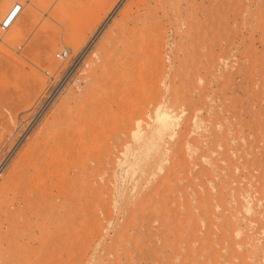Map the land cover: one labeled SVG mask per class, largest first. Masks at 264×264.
Masks as SVG:
<instances>
[{"label": "rangeland", "instance_id": "374dc122", "mask_svg": "<svg viewBox=\"0 0 264 264\" xmlns=\"http://www.w3.org/2000/svg\"><path fill=\"white\" fill-rule=\"evenodd\" d=\"M101 1L0 0V264H264V0Z\"/></svg>", "mask_w": 264, "mask_h": 264}, {"label": "bare ground", "instance_id": "6f19581e", "mask_svg": "<svg viewBox=\"0 0 264 264\" xmlns=\"http://www.w3.org/2000/svg\"><path fill=\"white\" fill-rule=\"evenodd\" d=\"M4 1H6V0H4ZM100 1H101V0H100ZM137 1H138V0H137ZM139 1H140L141 4H142V2H143L144 0H143V1H142V0H139ZM145 1H147V0H145ZM145 1H144V2H145ZM155 1L158 2V3H156V4H159L162 8H163V6H166V5H167V4H166V1H164V0H154V2H155ZM163 1H164V2H163ZM20 2H21V0H20ZM34 2H35V1H34ZM91 2H92V1H91ZM98 2H99V1H98ZM101 2H102V1H101ZM150 2H151V1H150ZM22 3H23V2H21V4H22ZM35 3L37 4V2H35ZM38 3H39V2H38ZM41 3H42V2H41ZM86 3H87V2H86ZM152 3H153V2H152ZM90 4H91V3H90ZM98 4H99V3H98ZM141 4H140V5H141ZM29 5H30V4H29ZM32 5H33V3H32ZM81 5H82V4H81ZM95 5H96V3H95ZM135 5H136V4H135ZM168 5H169V3H168ZM170 5H171V3H170ZM14 6H15V5H14ZM36 6H37V5H36ZM83 6H84V5H83ZM143 6H144V5H143ZM171 6H172V5H171ZM15 7H16V6H15ZM15 7H14V8H15ZM41 7H42V6H41ZM129 7H130V6H129ZM131 7H133V6L131 5ZM131 7H130V10H131ZM135 7H138V6H135ZM139 7H140V6H139ZM146 7H147V6H146ZM14 8H13V9H14ZM34 8H35V7H34ZM79 8H80V7H79ZM79 8H78V9H79ZM84 8H85V7H84ZM158 8H159V7H158ZM158 8H157V9H158ZM170 8H171V7H170ZM13 9H11V10H13ZM32 9H33V8H32ZM82 9H83V8H82ZM128 9H129V8H128ZM128 9H127V10H128ZM159 9H160V8H159ZM33 10H34V9H33ZM44 10H45V9H44ZM85 10H86V9H85ZM98 10H99V9H98ZM146 10H147V9H146ZM162 10H165V9H162ZM176 10H177V9H176ZM34 11H35V10H34ZM89 11H90V10H89ZM92 11H93V10H92ZM95 11H96V10H95ZM131 11H137V9H136V10H133V9H132ZM154 11H155V10H154ZM159 11H160V10H159ZM180 11H181V10H180ZM2 12H3V11H2ZM21 12H22V11H21ZM30 12H31V11H30ZM81 12H82V11H81ZM149 12H150V11H149ZM161 12H162V11H161ZM178 12H179V11H178ZM14 13H15V12H14ZM32 13H33V12H32ZM131 13H132V12H131ZM136 13H137V12H136ZM158 13H159V12H158ZM85 14H86V13H85ZM92 14L94 15V13H92ZM95 14H97V13H95ZM133 14H134V12H133ZM137 14H138V13H137ZM137 14H136V15H137ZM140 14H141V13H140ZM140 14H139V15H140ZM154 14H155V13H154ZM166 14L169 15L167 12H166ZM82 15H83V13H82ZM93 15H92V16H93ZM128 15H129V14H128ZM131 15H132V14H131ZM139 15H138V16H139ZM167 15H166V16H167ZM76 16H77V15H76ZM84 16H85V15H84ZM90 16H91V15H90ZM141 16H142V15H141ZM141 16H140V18H141ZM77 17H78V16H77ZM127 17H128V16H127ZM134 17H135V16H134ZM131 18H132V16H131ZM142 18H143V17H142ZM73 19H74V18H73ZM83 19H84V18H83ZM152 19H153V18H152ZM91 20H92V19H91ZM91 20H90V22H91ZM122 20H123V19H122ZM141 20H142V19H141ZM150 20H151V19H150ZM154 20H155V18H154ZM73 21H74V20H73ZM81 21H82V20H81ZM84 21H85V19H84ZM127 21H129V20H127ZM127 21H126V23H127ZM131 21H134V19L131 20ZM136 21H137V20H136ZM139 21H140V20H139ZM82 22H83V21H82ZM150 22H151V21H150ZM88 23H89V22H88ZM122 23H123V22H122ZM126 23H125V24H126ZM139 23H141V22H139ZM151 23H152V22H151ZM154 23H155V22H154ZM74 24H75V23H74ZM83 24H84V23H83ZM123 24H124V23H123ZM128 24H129V23H128ZM135 24H137V23H135ZM142 24H144V23H142ZM146 24H148V23H146ZM149 24H150V23H149ZM129 25H130V24H129ZM129 25H128L127 27H129ZM118 26H119V25H118ZM125 26H126V25H125ZM125 26H124V27H125ZM131 26H132V25H131ZM134 26H135V25H134ZM134 26H133V27H134ZM148 26H149V25H148ZM72 27H73V26H72ZM136 27H137V25H136ZM138 27L140 28V26H138ZM75 28H76V27H75ZM119 28H121V27H119ZM125 28H126V27H125ZM148 28H149V27H148ZM148 28H146V29H148ZM117 29H118V28H117ZM127 29H128V28H127ZM131 29H132V28H131ZM137 29H138V28H137ZM142 29H143V28H142ZM119 30H121V29H119ZM125 30H126V29H125ZM125 30H124V31H125ZM132 30H133V29H132ZM117 31H118V30H117ZM117 31H116V34H119ZM135 31H136V30H135ZM138 31H140V30H138ZM138 31H137V32H138ZM147 31H148V30H147ZM121 33H123V32L120 31V34H121ZM127 33H128V32H127ZM129 33H130V29H129ZM138 33H139V32H138ZM138 33H137V34H138ZM146 33H147V32H146ZM131 34H132V32H131ZM149 34H151V33H149ZM124 35H125V37H126V34H124ZM124 35H123V36H124ZM134 35H135V34H134ZM142 35H143V34H142ZM147 35H148V34H147ZM131 36H132V35H130V37H131ZM138 36H139V35H138ZM84 37H85V36H84ZM115 37H116V36H115ZM135 37H137V35H136ZM147 37H149V36H147ZM150 37H152V36H150ZM78 38H79V37H78ZM122 38H123V37H122ZM126 38H128V35H127ZM137 38H138V37H137ZM111 39H113V37H111ZM133 39H134V38H132V40H133ZM135 39H136V38H135ZM114 40H115V39H114ZM117 40H118V39H117ZM125 40L127 41L128 39H125ZM132 40H130V42H131ZM138 40L141 41V43L144 42V41L142 40V38H138ZM60 41H61V40H60ZM119 41H120V40H118V42H119ZM134 41H135V40H134ZM134 41H133V42H134ZM139 41H138V42H139ZM142 41H143V42H142ZM111 42H112V41H111ZM115 42L117 43V41H114V43H112L114 46H115V44H116ZM121 42H122V41H121ZM121 42H119V43H121ZM128 42H129V41H128ZM128 42H127V43H128ZM79 43H80V42H79ZM125 43H126V42L124 41V44H125ZM131 43H132V42H131ZM72 44H73V43H72ZM144 44H145V43H144ZM147 44H148V43H147ZM56 45H57V44H56ZM76 45H78V44L76 43ZM117 45H119V44H117ZM134 45H135V44H134ZM137 45H138V44H137ZM137 45H135V46H137ZM114 46H113V47H114ZM120 46H121V45H120ZM120 46H118V47H120ZM122 46H123V45H122ZM122 46H121V47H122ZM135 46L133 47V45H132V48H135ZM140 46L142 47V44H141ZM140 46H139V48H140ZM59 47H60V46H59ZM74 47H75V46H74ZM113 47H112V48H113ZM124 47H126V46H124ZM128 47H129V46H127V48H128ZM130 47H131V46H130ZM139 48L137 47V50L140 51L141 48H140V49H139ZM146 48H147V47H146ZM74 49H75V48H74ZM59 50H60V49H59ZM115 50H116V49H114V51H113L114 53H113V54H116ZM131 50H132V49H131ZM133 50H135V49H133ZM137 50H136V53H138ZM107 51H109L108 54H110L111 49H110V50H107ZM116 51L118 52V50H116ZM122 51H123V50H122ZM144 51H146V50L144 49ZM131 52H132V51H131ZM131 52H130V54H131ZM133 52H134V51H133ZM133 52H132V53H133ZM142 52H143V50H142ZM124 53H126V52H124ZM124 53H121V54H123V56H124ZM130 54H129V55H130ZM140 54H141V53H140ZM104 55H105V54H104ZM116 55H117V54H116ZM126 55H127V54H126ZM126 55H125V56H126ZM136 55H137V54H136ZM138 55H139V54H138ZM138 55H137V56H138ZM108 56H110V55H108ZM120 56H121V57H120ZM137 56H136V57H137ZM110 57H115V56H110ZM117 57L124 58V57H122V55H119V56H117ZM129 57H130V56H128V58H129ZM141 57H142V56H141ZM104 58H107V56H104ZM125 58H127V57H125ZM138 58H140V57H138ZM109 59H110V58H109ZM109 59L107 58V60H109ZM111 59H112V58H111ZM118 59H119V58H118ZM133 59H134V58H133ZM103 60H104V59H103ZM115 60H116V59H115ZM115 60H114V61H115ZM135 60H136V59H134V61H135ZM137 60H138V59H137ZM112 61H113V60H112ZM116 61H118L117 63H118V65H119V64H120V63H119V60H116ZM116 61H115V62H116ZM125 61H127V60H125ZM115 62H113V63H115ZM136 62H137V61H136ZM138 62H139V60H138ZM105 63H106V61H105ZM109 63H110V62H109ZM122 63H124V62H122ZM134 63H135V62H134ZM130 64H131V63H130ZM101 65H102V63H101ZM107 65H108V63H107ZM120 65H121V64H120ZM105 66H106V65H105ZM122 66H124V65H122ZM128 66H130V65H128ZM100 67H101V66H100ZM119 67H120V66H119ZM102 68H104V66L101 67V68H99V69L101 70ZM109 68H111V67L109 66ZM112 68H113V67H112ZM121 68H123V67H121ZM129 68H130V67H129ZM99 69H97V70H99ZM104 69H105V68H104ZM104 69H103V70H104ZM106 69H107V66H106ZM113 69H114V70H117L116 68H113ZM123 69H124V68H123ZM126 69H127V68H126ZM127 70H129V69H127ZM111 71H113V70H111ZM118 71H119V69H118ZM120 71L122 72L121 69H120ZM100 72H101V71H100ZM104 72H105V71H103V73H104ZM107 72H108V71H107ZM107 72H106V73H107ZM113 72L115 73V72H117V71H113ZM129 72H130V71H129ZM110 73H112V72H110ZM114 73H112V74L115 75ZM117 73H119V72H117ZM126 74H128V73H126ZM95 75H96V74H95ZM95 75H94V76H95ZM101 75H103V74H101ZM120 75H121L120 77H121V79H122V78H123V77H122L123 73H122V74L120 73ZM128 75H129V74H128ZM130 75H132V74H130ZM118 76H119V74L116 75V77H113V76H112V78L115 79V78H117ZM124 76H127V75H124ZM100 77H101V76H100ZM100 77H99V78H100ZM120 77H119V78H120ZM96 78H97V77H96ZM103 78H104V76L102 77V79H103ZM124 78H125V77H124ZM127 78H130V77L128 76ZM105 79H106V77H105ZM107 79H108V78H107ZM112 80H113V79H112ZM122 80H123V79H122ZM102 81H103V80H102ZM113 81L115 82V80H113ZM116 81H117V80H116ZM120 81H121V80H120ZM108 82H109V80H108ZM124 82H125V80H124ZM124 82L122 81V84H123ZM98 83H100V82H98ZM111 83H112V82H111ZM115 83H116V85H118L117 82H115ZM100 84H101V83H100ZM122 84H121V86H122ZM108 85H110V83H108ZM111 85H112V84H111ZM123 85H124V84H123ZM97 87H98V86H97ZM110 87H112V86H110ZM115 87H116V86H115ZM115 87H114V89H115ZM94 88H95V87H94ZM106 88H107V87H106ZM106 88H105V89H106ZM108 88H109V86H108ZM92 89H93V88H92ZM101 89H102V88L100 87V91H102ZM110 89H111V88H110ZM90 90H91V89H90ZM98 90H99V89H97V91H98ZM93 91L96 92V90H94V89H93ZM108 91H109V89H108ZM115 91H116V90H115ZM95 92H94V93H93V92H90V93H92V94H97V93H95ZM109 92H110V91H109ZM84 93H85V92H84ZM88 93H89V92H88ZM111 93H112V92H111ZM92 94H91V95H92ZM107 94H108V93H107ZM152 95H153V94H151V97H152ZM154 95H155V94H154ZM88 96H89V95H88ZM94 96H96V95H93V97H94ZM89 97H90V96H89ZM97 97H98V95H97ZM151 97H150V98H151ZM155 97H156V96H155ZM155 97H154V98H155ZM87 98H88V97H87ZM154 98H152V99H154ZM97 99H98V98H97ZM97 99H94V100H97ZM152 99H151V100H152ZM87 100H88V99H87ZM89 100H91V98H90ZM148 100H149V98H148ZM151 100H150V101H151ZM97 101H99V100H97ZM100 101H101V99H100ZM102 101H103V98H102ZM152 101H153V100H152ZM152 101H151V102H152ZM159 101H160V100H159ZM87 102H88V101H87ZM104 102H105V101H103L102 103H104ZM156 102H157V101H156ZM99 103H100V102H99ZM99 103H98V104H99ZM102 103H100V104H102ZM105 103H106V102H105ZM152 103H153V102H152ZM98 104L95 103V105H98ZM154 104H155V103H154ZM79 105H80V104H79ZM84 105H85V104H84ZM93 106H94V104H93ZM81 107H82V106H81ZM98 107H99V105H98ZM145 107H146V106H145ZM89 108H90V107H89ZM99 108H100V107H99ZM83 109H84V108H83ZM89 110H90V109H89ZM99 110H100V109H99ZM78 111H79V109H78ZM85 111H86V110H85ZM87 111H88V110H87ZM92 111H93V110H92ZM140 111H141V110H140ZM143 111H145V110H143ZM90 112H91V111H90ZM94 112H95V110H94ZM152 112H153V111H152ZM87 113H88V112H87ZM91 113H92V112H91ZM91 113H90V114H91ZM137 113L139 114L138 116H140V113H139V112H137ZM83 114H84V113H83ZM92 114H95V113H92ZM134 114H135V113H134ZM134 114H133V115H134ZM80 115H81V114H80ZM96 115H97V114H96ZM96 115H92V116H96ZM84 116H85V115H84ZM84 116H83V117H84ZM90 116H91V115H90ZM100 116H101V115H100ZM134 116H135V115H134ZM141 116H142V114H141ZM97 117H98V116H97ZM129 117H130V116H129ZM86 118H87V117H86ZM90 118H91V117H90ZM134 118L136 119L137 117H134ZM131 119H132V118H131ZM131 119L129 120V123H127V124L131 125L130 123L133 122V120L131 121ZM142 119H143V118H142ZM72 120H73V119H72ZM74 120H78V119H74ZM88 120H89V119H88ZM91 120H92V119H91ZM126 120H127V118H126ZM80 121H81V120H80ZM82 121H83V120H82ZM89 121H90V120H89ZM130 121H131V122H130ZM157 121H158V123H159V127H160L162 130H168V129L171 127L172 123H173V121H172V115H171V113H170L169 111H164V112L158 114V116H157ZM71 122H72V121H71ZM93 122H94V121H93ZM58 123H59V122H58ZM77 123H78V122H77ZM77 123H76V124H77ZM79 123H81V122H79ZM82 123H83V122H82ZM95 124H96V123H95ZM132 124H133V123H132ZM70 125H71V124H70ZM77 125H78V124H77ZM84 125H85V124H84ZM90 125H91V124H90ZM96 125H97V124H96ZM133 125H134V124H133ZM133 125H132V126H133ZM57 126H58V125H57ZM66 126H67V125H66ZM66 126H65V127H66ZM72 126H73V125H71V127H72ZM80 126H81V125H80ZM88 126H89V125H88ZM77 128H78V127H77ZM81 128H82V127H81ZM72 129H73V128H72ZM100 129H101V128H100ZM98 130H99V128H98ZM78 132H80V131L78 130ZM96 132H98V131L96 130ZM96 132H95V133H96ZM99 132H101V131H99ZM99 132H98V133H99ZM70 133H72V132H70ZM73 133H76V130H75V132H73ZM80 134H81V133H80ZM91 135H92V134H91ZM82 136H83V135H82ZM64 137H65V136H64ZM73 137H74V136H73ZM79 137H80V135H79ZM83 137H84V136H83ZM86 138H87V137H86ZM86 138H85V139H86ZM65 140H66V139H65ZM70 140H71V139H70ZM63 141H64V140H63ZM52 142H53V141H52ZM83 143H84V142H83ZM55 144H56V143H55ZM73 144H74V143H73ZM57 145H58V144H57ZM77 145H78V144H77ZM63 146H65V145H63ZM57 147H58V146H57ZM57 147H56V149H57ZM82 147H84V146H82ZM76 149H77V148H76ZM73 150H74V149H73ZM56 152H57V151H56ZM66 152H67V151H66ZM79 152H80V151H79ZM56 154H57V153H56ZM56 154H55V156H56ZM47 156H48V154H47ZM53 156H54V154H53ZM55 156H54V157H55ZM57 156H58V154H57ZM57 156H56V157H57ZM76 156H78V154H76ZM49 157H50V156H49ZM56 157H55V158H56ZM58 157H59V156H58ZM52 158H53V157H52ZM81 158H82V157H81ZM50 159H51V158H50ZM58 159H59V158H58ZM91 159H92V158H91ZM91 159H90V160H91ZM83 160H84V159H83ZM85 160H86V159H85ZM93 160H94V158H93ZM96 160H97V159H96ZM51 161H52V160H51ZM88 161H89V159H88ZM45 162H46V161H45ZM64 162H65V161H64ZM96 162H97V161H96ZM52 163H53V162H52ZM79 163H80V162H79ZM43 164H44V163H43ZM48 164H50V161H49ZM64 164H65V163H64ZM85 164H87V163H85ZM96 164H97V163H96ZM40 165H41V164H40ZM50 165H52V164H50ZM57 165H59V164H57ZM76 165H77V164H76ZM88 165H89V164H88ZM48 166H49V165H48ZM39 167H40V166H39ZM51 167H52V166H50V168H51ZM36 168H37V167H36ZM56 169H57V168H55V170H56ZM62 169H63V167H62ZM65 170H66V169H65ZM67 170H68V169H67ZM59 171H60V170H59ZM61 171H63V170H61ZM78 171H79V170H78ZM78 171H77V173H78ZM87 171H88V170H87ZM39 172H41V171H39ZM49 172H51V170H50ZM79 172H82L81 169H80ZM85 172H86V171H85ZM47 173H48V172H47ZM58 173H59V172H58ZM60 173H61V172H60ZM77 173H74V175L77 174ZM88 173H89V172H88ZM61 174H63V173H61ZM65 174H66V173H65ZM67 174H68V173H67ZM78 174H79V173H78ZM80 174H81V173H80ZM89 174H90V173H89ZM89 174H88V175H89ZM35 175H36V174H35ZM49 175H50V173H49ZM52 175H53V174H52ZM58 175H59V174H58ZM33 176H34V175H32V179H33ZM50 176H51V175H50ZM76 176L78 177V175H76ZM68 177H70V176H68ZM68 177H67V179H68ZM74 177H75V176H74ZM74 177H72V175H71V178H74ZM77 177H76V178H77ZM88 177H89V176H88ZM35 178L37 179L38 176L35 177ZM35 178H34V179H35ZM55 178H56V177H55ZM60 178H61V177H60ZM60 178H59V179H60ZM79 178H80V176H79ZM34 179H33V180H34ZM36 179H35V180H36ZM40 179H41V178H40ZM48 179H49V178H48ZM51 179H52V178H51ZM77 179H78V178H77ZM37 180H38V179H37ZM49 180H50V179H49ZM60 180H63V182H64V178H63V179H60ZM60 180L58 181V180L56 179V182H57V181H58V182H62V181H60ZM72 181H73V180H72ZM84 181H85V180H84ZM29 182H30V181H29ZM35 182H36V181H35ZM45 182H46V181H45ZM52 182H53V181H52ZM33 183H34V182H33ZM36 183H38V181H37ZM67 183H68V182H67ZM75 183H76V182H75ZM78 183H82V182L79 180ZM78 183H77V184H78ZM85 183H86V182H85ZM39 184H40V181H39ZM45 184H46V183H45ZM45 184H43V185H45ZM62 184H63V183H62ZM69 184H70V183H69ZM34 185H35V183H34ZM37 185H38V184H37ZM53 185H54V184H53ZM58 185H59V184H58ZM58 185H57V186H58ZM86 185H87V184H86ZM32 186H33V185H32ZM35 186H36V185H35ZM35 186H34V187H35ZM47 186H48V185H47ZM49 186H50V185H49ZM76 186H78V185H76ZM27 187H28V186H27ZM54 187H55V186H54ZM59 187H60V185H59ZM59 187H58V188H59ZM69 187H70V186H69ZM79 187H81V186L79 185ZM101 187H102V186H101ZM28 188H29V187H28ZM36 188H37V187H36ZM60 188H61V187H60ZM82 188H83V187H82ZM33 189H34V188H33ZM48 189H49V188H48ZM67 189H68V186H67ZM75 189H76V188H75ZM64 190H65V189H64ZM83 190H85V189L83 188ZM83 190H82V191H83ZM86 190H89V187L86 188ZM93 190H94V189H93ZM93 190H92V191H93ZM95 190H96V189H95ZM95 190H94V191H95ZM28 191H29V190H28ZM30 191H31V189H30ZM32 191H33V190H32ZM36 191H37V190H36ZM36 191H33V192H36ZM67 191H68V190H67ZM90 191H91V189H90ZM25 192H26V191H25ZM62 192H63V191H62ZM62 192H61V193H62ZM64 192H66V191H64ZM70 192H71V189H70ZM72 192H73V190H72ZM83 192H84V191H83ZM86 192H87V191H85V194H86ZM96 192H97V191H95V193H96ZM99 192H100V191H99ZM38 193H39V191H38ZM45 193H46V192H45ZM47 193H48V192H47ZM56 193H57V192H56ZM74 193H76V192H74ZM87 193H88V192H87ZM6 194H7V195L9 194V193H8V187H7V185H4V186L0 187V243L3 244V242H6V244H7L8 247H9V246L11 245V242H12V236H13V232H14V229H15V226H16V225H15V220H14V207H13L14 204L11 203V204L8 205L7 207L3 206V204H2V201L4 200ZM42 194H43V193H42ZM66 194H67V192H66ZM77 194H78V193H76V195H77ZM83 194H84V193H83ZM26 195H27V193H26ZM35 195H36V194H35ZM45 195H46V194H45ZM59 195H60V194H59ZM69 195H71V193H69L68 196H69ZM87 195H88V194H87ZM90 195H91V194H90ZM90 195H89V196H90ZM27 196H29V195H27ZM39 196H40V195H39ZM46 196H47V195H46ZM52 196H53V195H52ZM83 196H84V195H83ZM93 196H95V195H93ZM6 197H7V196H6ZM36 197H37V196H36ZM54 197H55V196H54ZM63 197H64V196H63ZM65 197H67V196L65 195ZM76 197H78V196H76ZM68 198H70V196H69ZM68 198H67V199H68ZM73 198H74V197H73ZM17 199H18V198H17ZM19 199H20V198H19ZM43 199H44V198H43ZM61 199H63V198H61ZM61 199H60V200H61ZM80 199H81V197H80ZM91 199H93V197H91ZM60 200H59V201H60ZM81 200H84V199H81ZM87 200H88V199H87ZM77 201H79V198L77 199ZM85 201H86V199H85ZM89 201H91V200H88V202H89ZM32 202H33V201H32ZM64 202H65V201H64ZM75 202H76V201H75ZM17 203H18V202H17ZM22 203H23V202H22ZM26 203H27V202H26ZM47 203H48V201H47ZM60 203H61V202H60ZM67 203H68V202H67ZM67 203H66V204H67ZM80 203H81V201H80ZM82 203H84V202H82ZM33 204H34V203H33ZM43 204H44V203H43ZM66 204H65V205H66ZM73 204H74V203H73ZM76 204H77V202H76ZM76 204H75V207H77ZM78 204H79V203H78ZM87 204H89V203H87ZM27 205H28V203H27ZM51 205H52V204H51ZM91 205H92V204H91ZM66 206H68V204H67ZM73 206H74V205H73ZM78 206H79V205H78ZM81 206H82V205H81ZM17 207H20V206L17 205ZM38 207H39V206H38ZM42 207H43V206H42ZM58 207H60V206H58ZM61 207H62V206H61ZM69 207H70V205H69ZM75 207H74V208H75ZM90 207H91V206H90ZM25 208H26V207H25ZM82 208H83V207H82ZM49 209H50V208H49ZM56 209H57V208H56ZM58 209H59V208H58ZM67 209H68V208H67ZM67 209H66V211H68ZM70 209H71V208H70ZM87 209H88V208H87ZM91 209H92V207H91ZM26 210H27V209H26ZM53 210H54V209H53ZM59 210H60V209H59ZM64 210H65V208H64ZM72 210H73V209H72ZM72 210H70V211H72ZM78 210H79V209H78ZM16 211H17V210H16ZM21 211H22V209H21ZM73 211H74V210H73ZM80 211H81V209H80ZM26 212H27V211H26ZM62 212H63V211H62ZM15 213H16V212H15ZM17 213H18V212H17ZM43 213H44V212H43ZM56 213H57V211H56ZM64 213H65V212H64ZM75 213H76V212H75ZM24 214H27V213H24ZM79 214L81 215L80 212H79ZM19 215H20V214H19ZM19 215H18V216H19ZM22 215H23V213H22ZM44 215H45V214H44ZM61 215H62V214H61ZM67 215H68V213H67ZM75 215H76V214H75ZM82 215H83V214H82ZM91 215L94 216L93 214H91ZM25 216H27V215H25ZM46 216H47V215H46ZM21 217H23V216H21ZM51 217H52V216H51ZM61 217H62V216H61ZM63 217H64V214H63ZM78 217H79V215H78ZM15 218H17V216H16ZM23 218H24V217H23ZM68 218H69V217H68ZM68 218H67V219H68ZM83 218H84V217H83ZM83 218H82V219H83ZM89 218H91V217L89 216ZM2 219H3V222H2ZM28 219H29V218H28ZM53 219H55V218L53 217ZM65 219H66V218H65ZM69 219H70V218H69ZM80 219H81V218H80ZM92 219H93V218H92ZM92 219H91V222H92ZM43 220H44V219H43ZM46 220H47V219H46ZM59 220H61V219H59ZM59 220H57V221H59ZM70 220H71V219H70ZM85 220H86V218H85ZM87 220H88V218H87ZM51 221H52V220H51ZM80 221H81V220H80ZM19 222H21V221H19ZM49 222H50V221H49ZM62 222H63V221H62ZM67 222H68V221H67ZM70 222H71V221H70ZM82 222H83V220H82ZM87 222H88V221H87ZM38 223H39V222H38ZM43 223H45V221H44ZM68 223H69V222H68ZM73 223H75V222L73 221ZM78 223H79V222H78ZM18 224H19V223H18ZM20 224H21V223H20ZM36 224H37V223H36ZM45 224H46V223H45ZM86 224H88V223H86ZM89 224H90V223H89ZM52 225H53V224H52ZM63 225H64V223H63ZM26 226H27V225H26ZM46 226H47V225H46ZM61 226H62V225H61ZM20 227H21V226H20ZM42 227H43V226H42ZM44 227H45V226H44ZM64 227H65V226H64ZM64 227H63V228H64ZM67 227H68V226H67ZM71 227L73 228V225H72ZM87 227H88V226H87ZM18 228H19V227H18ZM21 228H23V227H21ZM35 228H36V226H35ZM39 228H40V227H39ZM50 228H51V227H50ZM51 229H52V228H51ZM51 229H50V231L54 233L55 231H54V230L52 231ZM61 229H62V228H61ZM68 229H69V228H68ZM74 229H75V228H74ZM88 229H90V228H88ZM27 230H28V229H27ZM43 230H44V229H43ZM46 230H47V229H46ZM48 230H49V228H48ZM64 230H65V229H64ZM70 230H71V228H70ZM81 230H82V229H81ZM40 231H41V230H40ZM62 231H63V230H62ZM15 232H16V231H15ZM20 232H21V231H20ZM63 232H64V231H63ZM70 232H72V230H71ZM70 232H69V234H70ZM75 232H76V231H75ZM75 232H74V233H75ZM18 233H19V232H18ZM53 233H52V234H53ZM56 233H57V232H56ZM76 233H78V232H76ZM79 233H80V231H79ZM89 233H90V232H89ZM22 234H23V232H22ZM40 234H41V233H40ZM66 234H67V233H66ZM29 235H30V234H29ZM41 235H42V234H41ZM41 235H40V237H41ZM49 235H50V234H49ZM63 235H64V234H63ZM72 235H73V234H72ZM89 235H90V234H89ZM18 236H19V235H17V237H18ZM44 236H45V235H44ZM46 236H47V235H46ZM56 236H57V235H56ZM59 236H60V235H59ZM70 236H71V235H70ZM20 237H21V233H20ZM51 237H53V236H51ZM36 238H37V237H36ZM43 238H45V237H43ZM20 239H21V238H20ZM41 239H42V238H41ZM52 239H53V238H52ZM58 239H60V237H59ZM72 239H73V238H72ZM18 240H19V239H18ZM24 240H25V239H24ZM45 240H46V239H45ZM66 240H67V239H66ZM39 241H40V239H39ZM39 241H38V242H39ZM64 241H65V240H64ZM29 242H30V241H29ZM55 242H56V241H55ZM62 242H63V241H62ZM42 243H43V242L38 243V244H42ZM52 243H53V242H52ZM73 243H74V242H73ZM55 244H56V243H55ZM43 245H44V244H43ZM50 245H52V244H50ZM69 245H70V244H69ZM29 246H30V245H29ZM44 246H45V245H44ZM55 246H56V245H55ZM61 246H62V245H61ZM67 246H68V245H67ZM70 246H71V245H70ZM40 247H42V246H40ZM74 247H75V246H74ZM47 248H48V247H47ZM66 248H67V247H66ZM72 248H73V245H72ZM27 249H28V248H27ZM31 249H32V248H31ZM50 249H51V248H50ZM62 250H63V248H62ZM42 251H43V250H42ZM48 251H49V250H48ZM25 252H26V251H25ZM40 252H41V251H40ZM26 253H27V252H26ZM54 256H55V255H54ZM17 258H18V257H17ZM19 259H20V258H19ZM15 261H16V259H15ZM15 261H14V262H15ZM17 262H18V261H17ZM17 262H16V263H17ZM20 262H21V261H20ZM23 262H24V261H23ZM25 262H26V261H25ZM55 264H56V263H55Z\"/></svg>", "mask_w": 264, "mask_h": 264}, {"label": "built area", "instance_id": "2783aa9c", "mask_svg": "<svg viewBox=\"0 0 264 264\" xmlns=\"http://www.w3.org/2000/svg\"><path fill=\"white\" fill-rule=\"evenodd\" d=\"M22 6H23L22 4L17 3L15 10H14L15 13H11L9 17H7L6 19H4V21H2L1 23L2 30L7 31L11 28L13 20L15 19V16L21 10ZM0 132H1V124H0Z\"/></svg>", "mask_w": 264, "mask_h": 264}]
</instances>
